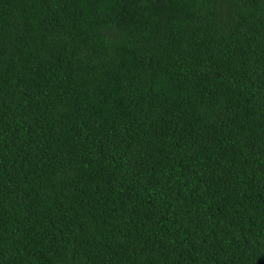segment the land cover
Segmentation results:
<instances>
[{
	"label": "trees",
	"instance_id": "obj_1",
	"mask_svg": "<svg viewBox=\"0 0 264 264\" xmlns=\"http://www.w3.org/2000/svg\"><path fill=\"white\" fill-rule=\"evenodd\" d=\"M0 264H264V0H0Z\"/></svg>",
	"mask_w": 264,
	"mask_h": 264
}]
</instances>
